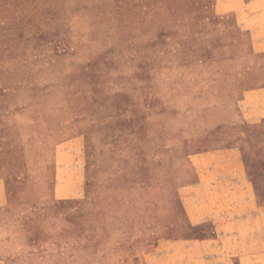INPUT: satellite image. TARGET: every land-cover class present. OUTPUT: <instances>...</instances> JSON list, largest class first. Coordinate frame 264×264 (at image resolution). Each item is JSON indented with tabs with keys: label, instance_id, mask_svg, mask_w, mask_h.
Here are the masks:
<instances>
[{
	"label": "rangeland",
	"instance_id": "1",
	"mask_svg": "<svg viewBox=\"0 0 264 264\" xmlns=\"http://www.w3.org/2000/svg\"><path fill=\"white\" fill-rule=\"evenodd\" d=\"M214 1L0 0V150L12 169L0 206V264H170V241L211 233L189 229L182 205L200 186L195 153L241 150L262 190L263 123L239 116L178 135L190 126L156 92L157 70L217 56ZM161 78L170 83V75ZM60 79L63 108L24 116L48 147L70 142L23 189L21 153L31 146L19 138L6 89L16 86L21 98L29 82ZM32 93L29 103L38 100ZM250 238L234 264H264V233Z\"/></svg>",
	"mask_w": 264,
	"mask_h": 264
},
{
	"label": "crops",
	"instance_id": "2",
	"mask_svg": "<svg viewBox=\"0 0 264 264\" xmlns=\"http://www.w3.org/2000/svg\"><path fill=\"white\" fill-rule=\"evenodd\" d=\"M213 7L217 14L213 22L217 56L156 72L157 95L178 117L180 124L190 126L180 128L178 135L183 134V130L194 134L220 124H233L239 116L250 126L264 124V0H215ZM164 73L170 75V83L161 78ZM37 81L38 84L30 86L29 82L22 86L27 92L21 98L15 95L17 87L12 84L5 95L19 138L31 146L21 153L26 174L23 189L31 186L32 172L49 170L55 162L57 146L70 142L48 147L45 133L29 132L30 125L24 116L26 109L53 106L57 110L64 104L61 79L49 84ZM30 92L35 93L37 101L28 102ZM240 151L226 147L191 155L200 186L182 195L185 217L191 226H209L211 233L198 239L170 241V264H191L192 261L234 264L233 261L245 257L246 249L253 244L251 235L264 233V201H261L264 187L260 190L254 184ZM11 173L10 153L2 149L0 206L6 203L5 189L12 180ZM52 181L46 182L53 184L51 197L54 198L56 185ZM262 182L264 186V173ZM242 234L246 239L237 241ZM259 246L261 248V244Z\"/></svg>",
	"mask_w": 264,
	"mask_h": 264
},
{
	"label": "trees",
	"instance_id": "3",
	"mask_svg": "<svg viewBox=\"0 0 264 264\" xmlns=\"http://www.w3.org/2000/svg\"><path fill=\"white\" fill-rule=\"evenodd\" d=\"M254 157H255V154H254ZM253 157V159H255ZM263 159H264V157H263ZM261 173H264V171H259L258 172V174H261ZM256 176H257V174H256ZM186 222H187V220H186ZM188 223V222H187ZM188 226H189V229H193V228H198L199 229V231L202 233V230H205V229H209V226H203V227H194V226H191L189 223H188Z\"/></svg>",
	"mask_w": 264,
	"mask_h": 264
}]
</instances>
